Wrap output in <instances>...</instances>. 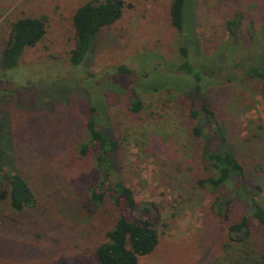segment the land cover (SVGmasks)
I'll return each instance as SVG.
<instances>
[{
  "label": "rangeland",
  "instance_id": "1",
  "mask_svg": "<svg viewBox=\"0 0 264 264\" xmlns=\"http://www.w3.org/2000/svg\"><path fill=\"white\" fill-rule=\"evenodd\" d=\"M90 1L101 0H0L2 143L37 197L21 213L8 200L0 203V264H100L96 249L118 211L109 197L101 206L91 202L100 174L95 154L79 152L94 106L98 127L120 143L112 156L115 179L133 189L139 204L160 207L159 245L139 264H235L225 251L228 227L245 208L235 201L224 221L212 206L228 188L212 192L198 184L213 174L204 142L192 135L196 81L176 70L181 36L171 23V0H125L122 18L101 31L75 67L72 17ZM41 16L48 18L44 40L26 49L16 69L4 70L12 22ZM184 25L183 44L202 69L204 97L248 180L262 186L264 205V96L260 83L238 69L264 59V0H188ZM121 66L133 74H119ZM135 94L143 104L138 113ZM251 228L264 264V231L253 219Z\"/></svg>",
  "mask_w": 264,
  "mask_h": 264
},
{
  "label": "trees",
  "instance_id": "2",
  "mask_svg": "<svg viewBox=\"0 0 264 264\" xmlns=\"http://www.w3.org/2000/svg\"><path fill=\"white\" fill-rule=\"evenodd\" d=\"M187 2L188 0H171L170 18L172 26L181 36V63L176 70L196 81L192 94H197L198 98L192 101L189 108V115L196 122L192 135L204 142L202 156L213 174L210 178L198 180V184L212 192L228 188L229 192L217 196L212 206L214 213L224 221H229L230 210L235 201H239L245 208L242 219L228 227L229 241L225 245L228 261L235 264H260L262 256L257 255L253 247L251 220H255L264 231V205L261 198L263 188L248 180L244 165L228 144L223 124L204 97L202 69L192 64L189 48L183 44ZM126 6L125 0H101L87 2L75 10L72 17L75 43L70 53L73 66L83 64L101 31L116 24L122 18ZM47 23V16L25 17L12 22L3 51L4 70L16 69L26 49L33 48L44 40ZM233 25L234 22L228 23V31L236 39ZM248 63L250 64L241 63L238 69L250 80L260 83L264 96V59L259 57ZM117 71L121 75L133 74L127 66H121ZM233 80L229 77L226 82ZM158 91L163 90H154ZM178 92L189 91L179 89ZM142 105L140 96L135 94L132 111L140 112ZM97 111L96 106L91 109L87 121L88 138L80 146L79 152L83 156L95 154L96 168L100 174L98 184L91 191V202L95 206H101L109 197L117 208L118 215L114 225L105 233V242L97 247L96 255L100 264H139L141 258L151 255L159 245L157 226L161 222L160 207L154 203L139 204L133 189L121 179H115L112 156L120 148V143L105 133L103 127H98L95 115ZM6 134L0 119V203L8 200L11 210L21 213L34 207L37 197L30 184L16 170L14 160H11L15 154L9 151V143H2Z\"/></svg>",
  "mask_w": 264,
  "mask_h": 264
}]
</instances>
